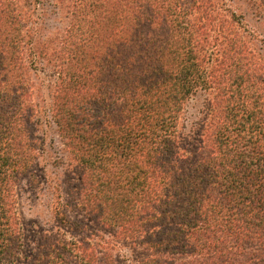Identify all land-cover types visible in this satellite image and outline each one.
<instances>
[{
    "label": "trees",
    "instance_id": "trees-1",
    "mask_svg": "<svg viewBox=\"0 0 264 264\" xmlns=\"http://www.w3.org/2000/svg\"><path fill=\"white\" fill-rule=\"evenodd\" d=\"M22 1L0 0V264H115L118 239L143 250L137 264H264V70L244 14L225 0H69L68 27L43 37ZM38 72L54 78L51 118L101 231L69 240L87 222L59 211L36 258L15 187L43 152ZM211 89L224 105L190 144L180 115Z\"/></svg>",
    "mask_w": 264,
    "mask_h": 264
},
{
    "label": "rangeland",
    "instance_id": "rangeland-1",
    "mask_svg": "<svg viewBox=\"0 0 264 264\" xmlns=\"http://www.w3.org/2000/svg\"><path fill=\"white\" fill-rule=\"evenodd\" d=\"M225 1L227 6L224 9H232L244 14L247 33L240 30V37L247 49L254 52L251 57L255 68L264 70V7L258 5L259 1L256 2L257 4L253 2L249 4V0ZM218 5L223 6L221 1H218ZM20 7L39 14L37 25L40 26L43 37L63 33L71 19L72 8L69 0H23ZM210 56L212 58V54ZM53 83L54 78L50 77L48 72H38L35 77L34 99L42 107L38 126L39 137L44 141L43 152L35 162L33 176L22 177L15 187L16 208L21 221L23 242L25 248L34 252L36 258L44 248L43 245H47V239L52 238L58 228H64L60 223L61 218L59 216V219L56 218V213L59 211L64 213L69 221L87 222L88 228L84 231L72 227L69 234L64 232L69 240L86 238L90 230L98 233L101 231L100 226L94 221L90 222L82 211L78 200L81 187L80 172L51 118L49 110L52 106ZM213 93V89L200 92L183 108L179 133L185 140L191 141L190 144H194L195 138L204 133L206 124L210 126L212 120L209 107L217 102L220 106L224 105V100L215 98ZM217 116H220V113ZM206 130L209 133L211 129L206 128ZM189 135L195 136L194 139L188 137ZM93 240V243L99 242L97 238ZM114 244L115 247L113 245L106 247L108 253L114 254L115 264H137L138 257L144 254L141 249L132 250L127 241L118 239Z\"/></svg>",
    "mask_w": 264,
    "mask_h": 264
}]
</instances>
